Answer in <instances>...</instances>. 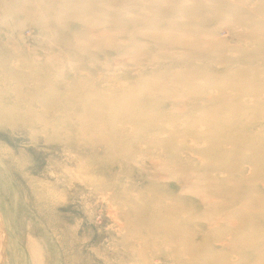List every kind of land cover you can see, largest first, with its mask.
I'll use <instances>...</instances> for the list:
<instances>
[{
	"label": "rangeland",
	"instance_id": "rangeland-1",
	"mask_svg": "<svg viewBox=\"0 0 264 264\" xmlns=\"http://www.w3.org/2000/svg\"><path fill=\"white\" fill-rule=\"evenodd\" d=\"M0 264H264V0H0Z\"/></svg>",
	"mask_w": 264,
	"mask_h": 264
}]
</instances>
